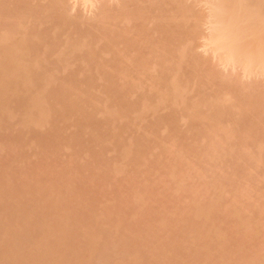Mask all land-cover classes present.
Segmentation results:
<instances>
[{
    "label": "bare ground",
    "instance_id": "1",
    "mask_svg": "<svg viewBox=\"0 0 264 264\" xmlns=\"http://www.w3.org/2000/svg\"><path fill=\"white\" fill-rule=\"evenodd\" d=\"M93 1L98 2L97 6H99V9L97 7V13L94 12L95 15L86 16L87 19H85V17L83 18L84 15L82 17L78 15L73 17L75 14L69 15L73 9H69L68 0L67 2L66 0H0V132L2 129L9 130L8 127H5L7 124L10 125L14 117H17L15 119L19 120V122L17 120V123L20 125L19 128L15 127L18 129L16 132L21 130L20 134L16 133L17 136L26 130L23 127H27L34 132L30 134L33 136L27 135L32 139L30 145L28 140L26 141L28 145L23 148L25 152L24 150L20 151L19 148L18 150L16 149L17 147L22 149L21 146L24 140L21 143L18 142L20 145H17L14 140L15 137H13L14 139L11 140L15 142L10 140L6 147L8 149L11 147L13 149L14 147L17 150L14 153L15 150L12 151L11 149L10 151L9 149L10 152L14 153L15 158L10 155L8 159L4 158L7 159L6 161H3L1 160L2 156H0V161L3 162L0 163V264H264V86H261L264 85L262 84L264 80L261 83H257L253 78V75H264V0H202L204 3L201 0H199L200 2L197 0L200 4H206L205 7L207 8L209 6V11H206L207 17L204 15V10H202L204 13L201 12L204 16L196 10V4L193 3L194 0H189L191 3L188 0H82L85 7L87 4L92 5ZM93 5L96 4L93 2ZM207 22L209 25L202 26ZM200 27L210 29L208 30L209 33L205 29L203 34ZM62 35L63 37L61 38ZM199 38H203L206 41V47L212 48L208 50L213 52H211V56L215 54V59L218 58L219 63H222L220 66L232 67L231 69L239 67L241 69L240 73L244 72L241 76L247 74L245 77L249 75L253 81L250 80L249 83L247 81L248 85L241 82L245 86L238 87L239 84L236 81L240 76H234L235 72L230 73L232 74V76L230 75L232 79L228 77L229 75L227 76L228 78H225L224 74L226 73L222 75L221 71L216 72V68L213 67L214 63L211 64L209 55L208 58L202 57L203 55L200 56L202 58H199L196 55L197 53L195 54L197 52V47L195 46H198L200 40H202L196 41ZM204 41L201 43V47ZM205 46L203 47L205 48ZM208 50L206 49V51ZM214 56H212V59ZM206 59H208L209 63L211 62L210 65L215 70L207 65L209 63L205 62ZM74 64H76L75 67L79 68L75 69L74 67L73 69L72 66ZM80 75H83V77L80 78ZM78 77L80 81L82 80V85L78 83ZM233 82H235L236 86L232 84ZM257 84H260V86ZM78 86L80 87L78 88ZM93 90L99 91L98 94L101 93L100 96H96L97 92L95 91V95L92 94ZM104 108L105 111H103ZM96 111L100 112V114L103 112L101 116L105 112L106 116L104 115L103 119L105 122L103 121V123L106 125L108 123L110 128L107 127L108 125H104L110 130L107 128L103 130L96 128L95 125L100 124V121H102H96L98 119ZM18 114H21L20 119ZM70 118L74 119V123H72L77 128L76 131L78 128L80 129V131H77L80 135L82 131L85 132H82L85 135L87 130L88 134L95 138L94 141L99 140L98 143L100 144L105 143V141L107 144L109 141L108 145L105 144L104 146L103 144L105 147L103 149L107 150V146L110 145L109 148L111 147V151L115 150V154L108 151L110 149L107 151L114 156L117 154L116 157H120V159L117 160L114 156L113 158L110 157V160L106 158L108 159V164H106L107 162L104 159L101 160V157H98L102 153V155L105 154L103 150V152H99L102 147L99 149L95 147L97 152H94L91 155L92 157H90L88 155V151L92 150L90 146L93 143H97V141L90 143V146L89 144L84 145L78 141V139L81 141L83 135L80 137L78 134L77 137L80 138L76 141V134L70 135L68 133L69 136L65 135L66 141H64V143L68 142V145L66 146L67 148L64 147L66 150L71 147L74 149L70 150V157L68 156L67 159L73 158L72 161H74L75 158L78 159L76 157L78 153L76 152L80 153L86 150V162L83 155L84 158L81 159V162L75 160L77 167L81 163L79 170L71 167L74 164L73 162L69 166V168L71 167L70 170L67 169L66 164L64 165L65 158L61 163L58 161L60 167L59 170L58 168H55L57 169L55 170L52 166L53 164L50 163L49 165L48 162H50V158L52 159L49 156L55 155L53 157H56V153L60 151H57V148L60 149L61 145H63L61 138L64 137V131L62 132L60 127L62 123L59 121L63 122ZM176 118L187 120L186 124L188 125L185 124L187 126L185 132L181 130L179 131L180 134H174L176 133V128H178L176 125L178 122L174 123L177 127L173 124ZM9 119H12V121ZM132 121H138L141 123L140 126L142 125L140 128L139 123L133 122L134 126L138 124L135 127L139 126V131L136 130L138 133L134 137H131L134 132L130 135V131L132 132L137 128H134ZM144 121H146L145 124L143 123ZM66 124H69V122ZM113 124L115 125L113 126ZM172 124L175 127L171 126ZM128 126H130L129 128L132 126L133 129H129ZM41 127L47 130L38 129ZM33 128L36 131L42 130L50 133L47 132V135L46 133L41 135L39 132H35ZM125 128L130 130L129 134H124L122 130ZM173 129H175V132H173ZM52 130L53 132L51 133ZM140 130H142L141 134H139ZM76 131L75 133H77ZM182 131L185 135L184 133L182 134ZM106 132L112 139L104 140L105 138L109 139L108 136L106 137ZM122 132V137L130 135L129 137L126 136L125 139L131 137V140L128 139V141L121 138L126 142L123 143L122 141L123 145H120ZM162 132L166 133L164 137L162 136L163 138L165 136L166 138L172 137L170 138L171 141L169 138V140L166 139L170 143L164 140L165 144H168H166L169 146L168 148H165L167 146L162 147L165 145L162 142V137H159L160 140L162 139L161 141H156L157 135H163ZM149 134L156 136V139L154 135L152 136L153 138L151 137L152 140L156 141V144L157 142L159 144L162 142L161 148L158 144L159 151L163 148V152L167 149V151L169 150L172 153L166 151L169 154L164 156L163 152H159L163 155L160 158L163 159L164 157L167 162L169 161L167 163L163 159L166 162L165 165H161L156 159L154 162L151 157H149L148 161L150 163H148V157L146 156L150 153L148 152L149 148L152 151L154 147L152 145L155 144H150L152 140L149 138ZM143 135H148V138ZM12 136L9 137L12 138ZM88 137L91 138L89 135ZM54 138H57V140ZM0 139L2 140L0 142V151H2L5 136L4 138L1 136ZM146 139L150 141L147 140L149 144L144 143ZM91 140L90 142L93 141ZM173 140L176 143L178 141L177 146H182V149L186 148L187 150H181L175 146V143L173 144L172 142ZM82 141L84 142V140ZM86 141L88 143L89 139ZM182 141L187 143L184 142L185 145H181L179 142ZM27 146L30 147L29 150L31 149L36 156L34 157L33 155V160L37 158L34 164L27 163L33 161L27 157L30 154L32 155L31 152L30 154L27 153L28 155L26 154ZM171 147L172 150L174 149L173 152L169 149ZM177 148L179 149L178 151H176ZM77 149L82 150L79 151ZM75 150L77 151L73 153ZM181 152L188 153L185 155L186 157L192 152L190 156L193 160L194 152H196L200 155L198 157H201L198 159L199 163L202 162L204 165L206 162L209 164V161L212 164L211 160L215 161V163L218 162L217 166L214 165V171L216 170L217 172L218 170L219 173L223 170V165L227 164V158L230 161V165L227 164L228 166H226L229 171H221L224 173L221 174L223 176L218 172L216 175L213 172V167H211V172L216 175H214L215 177L213 176L214 179L212 178L213 180L211 181V176L209 177L210 179H207L208 176L205 175V170L207 168V171L210 170L206 166L208 164L205 165L207 168L203 167L204 170L201 167L203 166L202 164L198 166L201 169L197 168V177H189L188 174H191L190 172L194 170L190 169V166L191 168L194 166L192 164L193 160L189 158L190 156L187 157L188 160L185 159L184 153ZM92 153L89 152V154ZM141 154H146V156L144 157ZM155 154L157 155V153ZM155 154L152 155L155 156ZM197 154L195 155L196 157ZM59 155L58 153L57 156L61 158ZM152 155L150 153L149 156ZM167 155L173 156L168 159ZM95 156H97V161L95 162L99 166H101V161L102 164L105 162V166L103 164L98 169L90 168L93 166V161L90 159L92 166H89V168L94 170L93 172L95 170L101 172L103 169H107V172L105 170L103 172L105 171L108 177L109 175L113 176V174L116 176L106 178L105 173H103L106 178L105 184L112 186L111 188L114 189L105 187L111 191V193L106 191L108 196L113 193L112 191L115 193L116 189L114 186L115 184L118 185L116 190L118 196L114 195V198H116L115 204L113 203V200H115L112 197L113 194L109 196L112 201L107 199L109 197L105 198V195L104 200L106 199L107 202L104 205L109 203L108 206H102L105 192H100L98 184V192L103 196H98L99 193L94 192L95 186L93 192L90 187L88 188L92 193L90 191L88 193L87 190L86 193L89 195L85 194L87 188L84 183L87 181H85L87 175L82 174L85 171L83 169H86V167L83 168L82 166H86L90 161L87 157L95 160ZM18 157L19 159H16ZM44 157H47L48 164H44L46 162V160L43 162ZM173 157L175 158L174 160L172 159ZM142 158L146 161L142 160L143 163H140ZM183 158L184 162H181V164L189 165L187 166V169H190L189 172L180 163L177 166L180 165L181 167L175 166L173 168L172 162H170L172 160L175 165L178 159L183 161ZM26 159L29 160L27 161ZM98 159L100 162H98ZM115 159L118 162L119 160L124 161L116 163L118 165L121 164L120 166L125 163L126 167L135 168L133 169L134 171H130L131 169L127 170V172L130 171L134 174H139V170L146 167L147 171L153 169V171H150L151 173H146L145 169H143L148 176L149 173L156 172H154V169L158 170L157 166L160 169L163 166L162 170L165 169L166 171L168 168V172H170L171 167V171L178 168L182 172L180 168L183 166L182 169L185 168L183 170L185 171L183 172L185 176L179 172L181 178H176L178 169L175 170L177 172L174 174L175 176H172L174 171L171 176V172L163 171L164 174L161 171L164 174L162 176L165 177L162 182V191V187L159 185L160 182L157 184V179L155 180L156 182L149 180L148 184H146L148 182L146 180H139L138 178H141L142 174H144L143 172L141 173L143 171L141 170V177L135 178L136 181L138 179L141 183L134 185L136 181H133L135 180L133 177L132 180L127 178L133 181L132 183H123L126 187L132 184L134 188L142 184L140 186L143 188L138 187L140 190L135 192L137 190L129 186L127 190L131 189V192L135 194L133 196L128 191L129 195H131L128 196L130 197L128 199L132 200L129 202H133L131 203L133 205L130 203L129 205L125 204L128 210L127 208L121 210L127 198V195H124L127 190L126 192H121V190L125 191V189H122L123 187L126 188L124 185H122L123 187L120 186L126 179L125 175L121 173H126V171H123V168L118 165H113L115 164L113 161ZM25 160L27 161L26 163ZM52 160L54 164L57 162H54V159ZM83 160L86 164H84ZM195 160L194 164L197 167L199 163L197 161L198 164L196 165ZM151 161L155 164L158 163L156 167L152 168L155 164H152ZM164 161L161 160L159 162L164 163ZM185 161H188V163L192 162L188 164ZM145 162L147 165L152 164L153 166L143 167V164H146ZM223 162L226 164H223ZM131 163L132 165L129 166ZM167 164L169 165L165 168ZM135 166H138V168ZM169 166L171 167L169 168ZM218 166L220 170L216 169ZM196 167H194L195 170ZM247 167H249L250 172ZM18 168L22 171H18ZM100 168L103 169L101 170ZM14 171H18V173L16 172L15 175ZM100 172H97V174ZM161 172L159 171V174ZM211 172H208L209 175L212 174ZM166 173L170 178H176L173 179L174 181L171 179L172 185V182L167 180V184L169 183V186H173V190H178L174 191L176 194L181 191V193H185L181 189L186 188L187 190V193H185V195L187 194L186 199L182 195L184 198L182 197L181 201L173 200V194L170 196L173 203L177 201L174 203L177 210L173 209L174 206L171 201L168 203L170 206L164 203V201L166 203L168 201L165 200L167 198L166 195H169L168 192L167 194L164 193V198L159 197L164 194H159L158 192L160 191L158 190L164 192V187L167 188V186H164L167 185L166 178L169 179L166 177ZM179 173L177 174L178 176ZM17 174L20 175L18 176ZM119 174L125 179L120 181L118 179ZM193 174L195 175V172L190 176ZM225 174H229V176ZM92 175V177H98L96 172L95 175L97 177L94 173ZM99 175L101 176V174ZM147 176L142 178L147 179ZM198 176L201 181H197ZM203 176H206V178ZM92 177L89 178L90 182L91 179H94ZM114 177L116 181L112 180ZM148 177H151V175ZM217 177L223 178L218 180ZM101 178L98 177L96 181L101 180L102 182L103 179ZM189 178H197V180L195 179L192 182L196 185L199 184L197 188L195 187L196 185H190L188 188L190 191L194 188L195 190L192 189V191L199 195V197L197 195L196 202H193L194 205L191 204V200L194 201V192L191 191V194H194L191 199L189 198L190 201L187 199L189 191L187 186H185L188 184L185 183V179ZM107 179H111V183L115 184L108 185L110 180ZM202 179H206V183ZM117 180L121 183H117ZM94 181L95 179L91 183H98ZM150 181L159 185V188L157 189V185L155 183L151 184ZM196 181L197 183L203 182V184H197ZM208 181H211V185ZM90 182L88 180L87 183L90 184ZM192 182L189 184H192ZM247 182L250 184H246ZM125 183H128L127 180H125ZM224 183L229 185L231 191L228 185L226 189L221 188L223 191L225 190V193L220 190V185L224 188L225 185H222ZM201 184L203 185L202 188ZM145 185H149L148 187H151L158 195ZM206 185L209 186L206 188L207 190L203 189ZM81 186L85 189L81 188ZM199 186L201 192L203 189L202 194L210 196L209 198H207L208 196L200 195ZM210 186L216 189L213 191ZM209 188L214 193L217 190V193L212 195ZM132 189L134 190L132 191ZM141 189H143V192L146 190V193H143ZM147 189L148 191L151 190L150 193ZM168 189L171 190L172 188L168 187ZM168 189H165V191ZM204 190L207 192L205 191V193ZM208 191L211 195H209ZM120 192L121 197H119ZM151 192H153L155 197L159 198L160 203L158 198H155ZM227 193H230L229 195L232 194V196L227 195L229 198L232 197V199L228 198V202L224 195ZM122 194L125 196V200ZM150 195L157 201L153 200L154 202H151L152 197ZM99 197L102 198V201L99 199L102 203L100 201L97 202ZM131 197H134V199H131ZM149 197L151 198L149 199ZM177 197L180 198V195L177 194ZM198 198L200 199L198 200ZM202 198L206 199L202 200ZM168 199L171 200L170 198ZM224 199L226 201L225 203L223 201V204H226L225 206L232 203V207H229L231 205L226 207L228 209L226 214L223 210H226L225 206H221V202ZM230 200L231 203H229ZM178 201L182 202H179V205L183 209L186 203L192 206L188 205V207L186 205L188 208L185 206V211L183 209L180 211L181 208L176 207ZM198 201L200 203H197ZM156 202L159 208L161 207L160 210L156 206ZM183 202L186 203L183 205ZM97 203L101 204V208L95 206L98 205ZM111 203L114 205L109 206ZM163 203L165 208L161 206ZM178 208H180L179 213L182 212L183 214V218L181 213L179 215L183 222L179 221V216L175 217V215H172L175 211L178 212ZM219 208L220 213L223 210L224 216L218 213ZM163 209L165 210L163 211ZM168 210L172 211L168 212ZM120 211H126V213L128 211L129 215ZM158 211L160 213L165 211L168 213L160 215ZM245 212L249 216H245ZM216 213L222 216L224 223L229 218L233 219L230 225L234 224L231 227L232 230L230 227L226 228L232 232H229L230 235H233L232 238L230 237L232 242L229 241L230 238L225 237V233L227 236L229 230H225V226L222 230L221 226L224 223L221 220H217L221 217H215ZM166 215L172 217V221H175V223L169 220ZM227 215L231 217H226ZM214 217L217 218L216 221L221 224L220 226H218L219 224L218 222L216 223ZM196 218L205 223L210 220V224L213 221L216 223V227L218 226L220 229L214 225H207L208 223L206 224L208 228H206L204 226L205 223L200 225L203 222H199L200 224L198 225V222L194 221ZM176 220L181 223V228L177 225L180 229L179 231L177 230L178 232H175L178 229L176 224H179ZM229 223L230 221L226 224L229 225ZM170 225L176 229L173 228L174 230H171L172 227ZM209 226L214 227L211 230ZM53 236L56 237L54 238L56 246L59 242L62 243V247L60 246L58 251L54 250V244L52 245L53 247L51 246V241L54 242V239H51ZM260 237L262 240L258 239ZM214 249H216L215 251L218 255L212 251ZM213 252L216 256L213 255ZM35 253H39L40 256Z\"/></svg>",
    "mask_w": 264,
    "mask_h": 264
},
{
    "label": "rangeland",
    "instance_id": "2",
    "mask_svg": "<svg viewBox=\"0 0 264 264\" xmlns=\"http://www.w3.org/2000/svg\"><path fill=\"white\" fill-rule=\"evenodd\" d=\"M112 1H113V0H112ZM138 1H141V0H138ZM142 1H146V0H142ZM147 1H148V0H147ZM186 1H187V0H186ZM188 1H189V0H188ZM190 1H193V0H190ZM190 1H189V2H190ZM194 1H195V2H194ZM194 1H193V3L196 4V6H195L196 10H198L200 13L203 12L202 10H204L205 13H204V12H203V13H204V15H206V17H207L206 11H207V10L209 11V9H208L209 6H208V8L205 7L206 4L203 5L204 1H202V0H201V2H203V3H201V4L199 3V2H200L199 0H198L199 2H198L197 0H194ZM66 2H67V0H66ZM93 2H94V4H96V5H93ZM93 2H92V5H91V4H90V5L87 4V6L85 7V4L82 2V0H68L67 3H68V7H70L69 9H73V11L71 10L72 12L69 13V15H71V14H72V15L75 14V15H73V17H74V16H77V15L82 17V16L84 15L83 18L85 17V19H87V17H91V16L95 15L94 12H96V11L99 9V6H97V5H98V4H97L98 2H96V1H93ZM95 2H96V3H95ZM76 3H77V4H76ZM79 3H80V4H79ZM99 3H100V2H99ZM190 3H191V2H190ZM190 3H189V4H190ZM74 4H75V5H74ZM100 4H101V3H100ZM195 4H194V5H195ZM199 4H200V5H199ZM191 5L193 6V4H191ZM197 5H198V6H197ZM72 6H73V8H72ZM89 6H90V7H89ZM87 7H89V8H87ZM97 7H98V9H97ZM193 7H194V6H193ZM197 8H199V9H197ZM200 8H201V9H200ZM88 9H89V11H88ZM83 11H84V13H83ZM208 11H207V12H208ZM76 12H77V13H76ZM78 13H79V14H78ZM80 13H81V15H80ZM86 13H87V14H86ZM90 13H91V14H90ZM96 13H97V12H96ZM201 14H202V13H201ZM72 15H71V16H72ZM202 15H203V14H202ZM204 15H203V16H204ZM86 16H87V17H86ZM208 16H209V15H208ZM206 24L209 25L208 22H207V23H204V25H202V26H205ZM201 29H202L201 32H202L203 34L205 33V31H203V30L206 29V31H207L208 33H209L208 30H210V29H208V28H206V27H204V28L200 27V30H201ZM68 31H69V30H68ZM207 32H206V33H207ZM206 35H207V34H206ZM62 37H63V35L61 36V38H62ZM200 39L203 40V38H199V39L196 40V41H199ZM202 40H200V42H199L200 45L196 42V43L198 44L199 47H198V46H195V47H197V48H196V51H197V52H195V51H194V52H195V54L197 53L196 55H197L199 58H202V57H204V58H205V57L208 58V55H209V59H211L210 61L212 62V63H211V62H210V63H211V64L214 63L215 66L213 65V67L216 68V70L210 65L209 61H207L208 59H206V61H205V60H204V61L207 62V63H209V64L206 63L208 66L212 67L216 72L221 71V72H222V75H223V73H226V74H224V77H225V78H226L228 75H229L228 77H231L232 74H230V73H231V72H235V73H234V76H235V75H236V77H239V76H240L239 78H237V81H236V82H238L237 84H239L238 87L245 86V85H242L243 83H246V85H248V84H247V81H248V83H249L250 80L253 81V79H251V78H252L251 76L248 75L249 77H248V76L245 77L247 74H246V75L244 74V76H241V75H243L244 72H243V73L241 72V73H242V74H241V73H240V70H241V69H240L239 67H238V68H237V67H234V68H235V69L233 68L234 70L231 69L232 67H231V68L229 67V68L232 70V71H231V70L228 68V66H227V67H226V66L224 67V65H223V66H220V64L222 65V63H219L220 61H218V58L215 59V57H216V56H214L215 54L212 55V56H214L213 59H215V60L212 59V56H211V52H212V51L209 52V50H208V49H210L211 47H209V48L206 47L207 44H206V46H205V42H206V41L203 40L204 43H203V45H202V47H201V43L203 42ZM196 43H195V44H196ZM197 44H196V45H197ZM203 46H205V48H204ZM209 46H211V45H209ZM194 49H195V48H194ZM202 49H203V50H202ZM204 49H205V50H204ZM206 49H207L208 51H206ZM211 49H212V48H211ZM201 51H202V52H201ZM198 53H199V54H198ZM212 53H213V52H212ZM202 55H203V56H202ZM200 56H202V57H200ZM210 56H211V57H210ZM204 58H203V59H204ZM203 59H202V60H203ZM216 60H217V61H216ZM217 62H218V64H217ZM217 65H218V66H217ZM75 66H76V64H74V65L72 66L73 69H74ZM77 66H78V64H77ZM216 66H217V67H216ZM219 67H220V68H219ZM223 67H224V68H223ZM77 68H79V67H75V69H77ZM225 68H226V69H225ZM217 69H220V70H217ZM236 69H238V70L236 71ZM228 71H229V72H228ZM221 72H220V73H221ZM228 73H229V74H228ZM236 73H238V74H236ZM230 75H231V76H230ZM260 76H261V77H260ZM260 76H258V75H257V76H256V75H253V78L255 79V81H256L257 83H261V82L264 80V75L262 74V75H260ZM79 77L81 78V77H83V75H80ZM79 77H78V80L80 79ZM228 77H227V78H228ZM241 77H242V79H245V80H242ZM257 77H258V78H257ZM259 77H260V78H259ZM248 78H249V79H248ZM256 78H257V79H256ZM262 78H263V79H262ZM82 79H83V78H82ZM230 79H232V77H231ZM234 79H235V77H234ZM234 79H233V80H234ZM240 79H241V80H240ZM260 79H261V81H260ZM78 80H77V82H78ZM238 80L240 81V83H239ZM257 80H259V81H257ZM252 81H251V82H252ZM241 82H243V83H241ZM256 82H255V84H256ZM78 83H80V85H82V80H81V81L79 80ZM234 83H235V82H233L232 84H234ZM253 83H254V82H253ZM262 84H264V81L262 82ZM76 85H77V84H76ZM257 85L260 86V84H257ZM95 86H97V85L95 84ZM98 86H99V85H98ZM234 86H236V84H234ZM261 86H264V85H261ZM79 87H80V86H78V88H79ZM238 87H235V88H238ZM97 89H98V88H97ZM94 91L97 92L96 90H93V93H92V94H94ZM98 92H99V91H98ZM98 92L96 93V94H97L96 96H98V95L100 96L101 93L98 94ZM94 95H95V94H94ZM94 95H93V96H94ZM153 100H155V99L153 98ZM102 106H103V105H102ZM97 111H98V110H97ZM97 111H96V113H97V117H98V119H97V120L95 119V120H96V121H100V120H102V121H100V124H101V125L98 124L99 122H98V123L95 122V123L98 124V125H95L96 128H97V127H98V129L100 128L99 130L106 129L107 127L110 128V126H109L108 123H107L108 126H107L105 123H103V121H104L103 119H104L105 112H104V115L101 116V114H102L103 112L100 114V112L98 113ZM103 111H105V108L103 109ZM20 113H21V112H20ZM20 116H21V114H18V118H19ZM95 116H96V114H95ZM99 116H100V117H99ZM105 116H106V115H105ZM97 117H96V118H97ZM15 118H17V117L12 118L13 121H12V119H9V120L12 121V122L10 123V125L7 124L6 127H5V128L8 127L9 130L12 128V130L9 131V130H7V129H6V130H5V129H4V130L2 129L1 132H0V138H1V136H2V138H4V136H5V139H6V140H5V139L3 140L4 148L2 149V151H0V156H2V159H1V160H3V161H4V160L6 161V160L10 157V155L12 156L14 153H16L17 150H18V148L20 149V151H21V150H22V151L24 150V152H25V149H23V148H25L26 145H28V143L26 142L27 140H28V142H29V145L31 144L30 141H31L32 138H30V136H33V135H30V134H32L31 132H33V131H32L31 129H30V130H31V131H30L29 128H27V127H26V128L23 127V129H26V130L28 129V130H27V131L25 130V131H24L25 133L22 131L23 133L21 132L22 134L19 135V136H17L16 133H17V134H20V131H21V130L16 132V130H18V129L15 128V127H18V128H19L20 125H18L19 123H17V120H18V119H15ZM105 118H106V117H105ZM19 119H20V118H19ZM178 119H179V118H176V120L173 122V124H174V123L176 124V123L178 122V123L176 124V125L178 126V128H176V133H174V134H180L179 131L184 130V132H185L186 129H187V126H186V125H188V124H186V123H187V120L184 119V118H181V119H179V121H178ZM9 120H7V121L9 122ZM66 120H67V121H66ZM66 120H64L63 122L58 120L59 122L62 123V124L60 123V124H61L60 127L62 128V132L64 131V132H63V136H64V137H62V138L60 137V138H61V142L63 141V142H62L63 145H61L60 149L57 148V151L60 150V151H58V153L60 154L59 156H60L61 158H59V157L57 156L58 153H56V157H53V156H55V155H51V156H49V157H52V159H54V162L57 161V162H55V164H54V163H53V160H52L51 158H50V159H51V160H50L49 157H48V159H49V161H50V162H48L49 165H50V163H51V164H53L52 166H53L54 169H55V168H58V170H59L60 163H61L63 160H65V158H66V161H64V165L66 164V166L68 167L67 169H70V170H71V167H74L75 169L78 168V170H79V168H80L79 166L81 165V163H80V162H81V159L84 158L85 153H86L87 151L84 150L85 152L83 151V152H80V153H79V152H76V151L79 150V149L75 150L74 152L72 151L73 153L76 152V153H78V155H79V156H78V155L76 154V157H77L78 159H76V158L74 157L76 161H78V160L80 161V162H79L80 165H79L78 167L75 165L77 162H76L75 160L72 161V160H73L72 157H71L72 159L69 158L71 161H70L69 159H67L68 156L70 157V154H69V153H71L70 150L73 148V147H71L70 149H67V150H66V148H67L66 146L68 145V144H67L68 142H65V143H66V145H65V143H64V141H66L65 135L68 137L69 134H70V135H71V134H73V135L76 134V141H77L78 138L82 137V135H83V137L81 138V141H80V139H78V141H79V142H82L84 145H85V144H87V145L89 144V146H90L93 142H96V141H97V143H93V144L90 146V147H92V148H91L92 150L90 149L91 151H88V155H90V157H92L91 155H93L94 152H97V151H96L97 149L95 150V147H97L98 149H99L100 147H102V149H99V152H100V151H101V152L104 151L105 154L102 155V154H103V153H102V154H100L101 156L99 155L98 157H99V158L101 157V158H100L101 160L104 159V161L107 162L106 164H108V161H107L108 159H106V158H109V160H110V159L113 158V156H114L112 153L108 152V151H111V147L109 148L110 145L107 146V148H106L107 150H108V149H110V150L107 151V150L103 149V147H104L105 144H106V141H105V143H101L102 145H101L100 143H98L99 140L94 141L95 138H92V136H91L90 134H88L87 130H86V134H85V135L82 134V132L85 133L84 131H82V132H81V135H80V134L77 132V131H80V129L78 128V130L76 131L77 128H76L75 125L73 124V123H74V121H73L74 119L70 118L69 120H68V119H66ZM105 120H106V119H105ZM65 121H66V122H65ZM18 122H19V120H18ZM68 122H69V124H66V123H68ZM72 122H73V123H72ZM101 122L103 123V125L105 124L107 127H106L105 125L103 126ZM104 122H105V121H104ZM133 122H134V123H139L138 121H136V122H135V121H132V124H133ZM6 123H7V122H6ZM13 123H14V124H13ZM64 123H65V124H64ZM71 123H72V124H71ZM115 123L117 124V122H115ZM143 123L145 124L146 121H144ZM16 124H17V125H16ZM140 124H141V123H139V126H140ZM147 124H149V122H147ZM173 124H172L171 126H173ZM175 124H174V125H175ZM179 124H180V125H179ZM185 124H186V125H185ZM114 125H115V124H113V126H114ZM130 125H131V123H130ZM137 125H138V124H136L135 126H137ZM176 125H175V126H176ZM66 126H67V127H66ZM72 126H73V127H72ZM99 126H101L102 129H101V127H99ZM133 126H134V124H133ZM135 126H134V128H137V129H135V130L132 131V132L129 130V129H131V128L133 129L132 126H131V128H129L130 126H128L129 129H128V128H125V129H123L122 131H124V134H125V133H126V134H129L128 132L130 131V133H131L130 135H132L133 132H134L133 136H131V137H134V135L136 136V133H138V131H139V128H138L139 126H138V127H135ZM141 126H142V125H141ZM141 126H140V128H141ZM175 126H173V127H175ZM177 126H176V127H177ZM185 126H186V127H185ZM9 127H10V128H9ZM103 127H104V128H103ZM173 127H172V128H173ZM179 127H180V128H179ZM36 128H37V127H36ZM42 128H43L44 130L46 129V128H44V127H41V128H38V129H42ZM109 128H107V129L110 130ZM20 129H22V127H20ZM23 129H22V130H23ZM33 129H35V128H33ZM38 129H37V130H38ZM43 129H42V130H43ZM127 129H128V130H127ZM177 129H180V130L177 131ZM42 130L36 131V129H35L34 131H35V132H39V134H41V135H45V133H46V135H47L48 133H50V132H48V131H47V132H48V133H47V132H44V131H42ZM46 130H47V129H46ZM46 130H45V131H46ZM71 130H72L73 132H72ZM108 130H105V131H108ZM125 130H127V131H125ZM136 130H138V131H136ZM3 131H4V133H3ZM29 131H30V133H29ZM41 131H42V133H41ZM69 131H70V132H69ZM75 131H76L77 133H75ZM26 132L29 133V134H27ZM52 132H53V130L51 131V133H52ZM102 132H103V131H102ZM173 132H175V129H173ZM184 132L182 131V134H183ZM7 133H8V134H7ZM9 133H10V134H9ZM14 133H15V135H14ZM33 133H34V132H33ZM68 133H69V134H68ZM103 133H104V132H103ZM141 133H142V130H140L139 134H141ZM11 134L14 135V136H12ZM67 134H68V135H67ZM78 134L80 135V137H77ZM147 134H148V133H147ZM162 134H163V135H160V136H159V134H158V135H157V139H156V136L153 134V135H154V138L156 139V141H158V140L161 141L162 139L160 140V138H161L162 136L164 137V135H166L165 132H162ZM27 135H30V136L28 137ZM88 135H89L91 138H89ZM122 135H123V132H122V134H121V136H120V139H121V138L125 139L126 136H128V137L130 136V135H126L125 137H122ZM137 135H138V134H137ZM153 135H152V134H151V135L149 134V136H150L149 138H151ZM184 135H185V133H184ZM9 136H12V138H10ZM107 136H108L109 139H107V138L104 137V138H105L104 140H107V141H108V140L112 139V138L109 137V134L106 132V137H107ZM143 136H144V135H143ZM146 136H147V138H148V135H145L144 137L146 138ZM13 137H15V139H14ZM21 137H22V138H21ZM131 137L128 138V139L131 140ZM159 137H160V138H159ZM163 137H162V138H163ZM8 138H10V139H8ZM16 138H18V139H16ZM25 138H26V140H25ZM29 138H30V140H29ZM63 138H65V140H63ZM152 138H153V137H152ZM152 138H151V140H152ZM158 138H159V139H158ZM168 138H169V137L166 138V136H165V138H163V141H162V142H164L163 144H165V141H164V140H166V139L169 140V139L172 138V137H170L169 139H168ZM11 139H14L16 142L13 141V140H11ZM54 139L57 140V138H54ZM87 139H89L88 143H87V141H86ZM91 139H92L93 141H92ZM123 139H121V142H119L120 145H123V143L126 142V141H124ZM126 139H127V138H126ZM126 139H125V140H126ZM128 139H127V140H128ZM0 140H1V139H0ZM10 140L13 141V142H15V143H17V145H20L19 143H21V141L24 140V142H22L23 145L21 144V145H22V146H21L22 149H21L20 147H17V148H16L17 150H15L14 147H13V149H12V147H11V148H9L10 151H11V149H12V151H14V150H15V151H14V153H13V152H10L9 149L6 147V144H7L8 142H10ZM17 140H18V141H17ZM59 140H60V139H59ZM82 140H84V142H83ZM90 140H91L92 142H90ZM129 140H128V141H129ZM147 140H148V139H146V141H147ZM167 140H166V142H169V143H170L171 139H170V141H167ZM175 140H176V138H175ZM122 141H123V143H122ZM128 141H127V142H128ZM146 141L144 142L145 144H147L149 140H148L147 142H146ZM152 141H154V140H152ZM152 141H151L150 144H153V143L156 142V141H154V142H152ZM0 142H2V140H1ZM18 142H19V143H18ZM58 142H60V141H58ZM149 142H150V141H149ZM162 142H161V144H159V142H157V144L155 143L154 145H152V147H153V146H154V147L156 146L155 148L153 147V148L156 150V152H154L155 150L152 148V151H153V153H152V151H150L151 148L147 147V148H149V151H148V150H147V151L150 152L151 155H152V154L154 155L155 153H157V155L155 154V156H153V155H152V156H149L150 153H149V155L147 154L148 156H146V154H145V155H144V154H141V155H144V157H145V156L148 157L147 161L149 160V157H151L152 160L154 159V160H153L154 162H155V159H156L158 163H160L161 165H162V164L165 165L166 162H167V161H166L167 159H165V158L163 157V159H165V161H166V162H165V161H164L162 158H160V157H162L163 155L166 156V154H169V153H171V152L168 150L169 153H167V152H168L167 149H166V150L164 149L165 151L163 152L162 149L164 148V146H167V145H168V144L166 143L167 145H166V144L163 145V146H162L163 148L160 149L161 153L163 152V153H162L163 155L159 153L160 151H159L158 146L160 145V148H161ZM172 142H173V144L175 143V146L178 145V141H177V143H176V141L174 142V140H173ZM184 142H185V141H182V142H179V143H181V145H185V143H187V142H185V143H184ZM15 143H14V145H16ZM77 143H78V142H77ZM90 143H91V144H90ZM108 143H109V141L107 142L106 145H108ZM110 143H112V142L110 141ZM182 143H183V144H182ZM59 144H61V143H59ZM83 144H82V145H83ZM94 144H95V145H94ZM98 144H99L100 146H99ZM103 144H104V146H103ZM145 144H144V145H145ZM148 144H149V143H148ZM158 144H159V145H158ZM171 144H172V143H171ZM171 144H170V145H171ZM173 144H172L171 146H173V148H174V145H173ZM176 144H177V145H176ZM96 145H97V146H96ZM179 145H180V144H179ZM181 145H180V146H181ZM24 146H25V147H24ZM64 146H65L66 148H65ZM98 146H99V147H98ZM146 146H148V145H146ZM149 146L151 147V145H149ZM68 147H69V146H68ZM74 147H75V146H74ZM81 147H82V146H81ZM83 147H84V146H83ZM168 147H169V146H167V147H165V148H168ZM177 147H179V146H177ZM181 147H182V146H181ZM181 147H179L181 150H185V149H186V148H185V149H182L183 147H182V148H181ZM5 148H6V149H5ZM27 148H28V149H27ZM27 148H26V149L29 150L30 147L27 146ZM62 148H63V149H62ZM76 148H77V147H76ZM76 148H75V149H76ZM78 148H80V147H78ZM104 148H105V147H104ZM73 149H74V148H73ZM82 149H83V148H82ZM82 149H81V150H82ZM93 149H94V151H93ZM169 149L172 150V147L169 148ZM27 150H26V154H27V153L30 154V152L32 153V155H31V154H30V155L27 154V155H28L27 157L30 158V160H33V155H34V157H36L35 154H33V152L31 151V149L29 150V152H27ZM81 150H79V151H81ZM102 150H103V151H102ZM178 150H179V149L177 148L176 151H178ZM186 150H187V149H186ZM3 151H4V153H3ZM61 151H62V153H61ZM105 151H106V152H105ZM114 151H115V150H113V151H111V152H114ZM147 151H146V152H147ZM166 151H167V152H166ZM173 151H174V149L172 150V152H173ZM6 152H7V153H6ZM89 152H91V153L93 152V153H92V154H89ZM101 152H100V153H101ZM148 152H147V153H148ZM1 153H2V155H1ZM8 153H9V154H8ZM65 153H66V154L68 153L67 156H66ZM73 153H72V154H73ZM143 153H145V152H143ZM164 153H165V154H164ZM181 153H184V152H181ZM191 153H192V152H190L189 155H188L187 157H189V156L191 155ZM194 153H195V155L197 154L196 152H194ZM64 154H65V156H64ZM72 154H71V156H72ZM80 154H81V155H80ZM108 154H109V155H108ZM110 154H111L112 156H111ZM114 154H115V152H114ZM171 154H172V153H171ZM187 154H188V153H187ZM187 154H186V152H185L183 155L185 156V155H187ZM5 155H7V156L5 157ZM74 155H75V154H74ZM83 155H84V156H83ZM86 155H87V154H86ZM192 155H193V154H192ZM195 155H194V160L197 158V159L195 160V163H196V165H197V164L199 163V160H198V159L201 158V157H198L199 154H197V157H196ZM15 156L17 157V155H15ZM108 156H109V157H108ZM116 156H117V154H116ZM116 156H114V157H116ZM167 156H168V159H169V157H172L173 155H172V156H171V155H170V156L167 155ZM199 156H200V155H199ZM13 157H14V155H13ZM19 157H20V156H19ZM19 157L16 158V159H19ZM90 157H87V159H88V160L91 159V160L93 161V162H92L91 160L89 161L90 164H91V162H92L93 166H92V164L90 165L89 162H88V164L85 163V162H86V156H85V162H84V160H83V162H84V164H86V166H85L84 164H82V165H84V166H82L83 168L86 167V169H83V170H85V171H84L82 174L85 175V176L87 175V176H86V179L84 178L85 181L87 180L86 183H84V186H86V188H87V189L85 190V194H86V195H89V194L86 193L87 190H88V191H87L88 193H89V191L91 192V190H92V192H93V190H94V186H95V190H96V191L94 190V192H96L97 194L99 193L98 196H101V195H102L101 193H104V192L106 193V191H107V192L109 191V190H107L108 188L106 189L105 187H110V188L112 187V186H107V184H105V183H106V178H110V177L112 178L113 176H115V174L112 173L113 176H112V175H109V177H108V176H107V173H106V172H107V169H103V168H106V167L100 168L101 170L103 169V170H105L106 172H105V171L103 172V170H102L101 172L95 170V172H96V175H98V177L101 178V176H102L101 179H103L102 182H103L104 184L101 182V180H97V181H96V179H97L98 177L95 175V172H93L94 170H92V169H90V168H93V167H94V169H95V168L98 169V168L101 167L105 162H103V164H102V161L100 162L99 159H98V162H100V164H101V166H99V165L95 162V161H97V156H95V157H96L95 160L92 159V158H90ZM102 157H103V158H102ZM110 157H111V158H110ZM144 157H143V158H144ZM153 157H154V158H153ZM158 157H159V158H158ZM185 157H186V156H185ZM187 157H186L185 159H187ZM192 157H193V156H192ZM195 157H196V158H195ZM4 158H7V159H4ZM14 158H15V157H14ZM46 158H47V157H46ZM46 158L44 157L43 162L46 160V162H44V164H46L47 161H48ZM58 158H59V160H58ZM62 158H63V159H62ZM93 158H94V156H93ZM143 158L141 159V162H140V163H143V161H142V160H144ZM157 158H158V159H157ZM166 158H167V157H166ZM189 158H190L191 160H193V159L191 158V156H190ZM12 159H13V158H12ZM16 159H15V160H16ZM41 159H43V158H41ZM41 159H40V160H41ZM116 159L118 160V159H120V157H119V158L116 157ZM116 159L113 160L114 163H115V164H113L114 166H115V165H116V166L118 165V164H116V163H119V162L122 163V162H124V161H121V160H119V162H118V161H116ZM145 159H146V158H145ZM172 159L174 160L175 158L173 157ZM190 159H189V161H190ZM13 160H14V159H13ZM26 160L28 161L29 159H26ZM26 160H25V163L27 162ZM36 160H37V158H36L35 160H33L32 162L29 161V162H27V163H31V164L33 163V164H34V163H35L34 161H36ZM68 160L70 161V163H68V162H69ZM161 160L164 161V163H163V162H162V163L159 162V161H161ZM179 160H180V159L177 160L178 162H176L177 164H175V165H174L173 161L170 160V162H172L173 168H174L175 166H177L178 163H180V165L185 166V168L187 169V166H189V165H186V164L184 165V163L181 164V162H184V158H183V161H182V159H181V161H179ZM187 160H188V159H187ZM194 160H193V163H192L194 166H193V168H191V166H190V169H192V170L194 169L193 172H195V175L193 174L192 176H190V175L193 173V172H190L191 174H188L189 177H194V176L197 177V174H196V172L198 171L197 168H198V166H200V165L203 164L202 162H200L201 164L199 163V164L197 165V167H196L195 164H194ZM224 160H225V159H224ZM228 160H229V159H228ZM228 160H227V158H226L227 164L230 165V164H229L230 161H228ZM41 161H42V160H41ZM58 161H60V163H59ZM115 161H116V162H115ZM144 161H146V160H144ZM153 161H151L152 164L154 163ZM175 161H176V160H175ZM197 161H198V163H197ZM72 162H73L74 164H73ZM75 162H76V163H75ZM110 162H111V164H112V160H111ZM168 162H169V161H168ZM168 162H167V163H168ZM191 162H192V161H191ZM191 162H189V163H191ZM211 162H212L213 166H212V164H210V161H209V164H208V162H206V164H208L209 166L205 164L207 167L210 168L209 171H207L208 168H207L204 164H203V166H201V167H202L203 170H204L205 167L207 168V169L205 170V171H206V174H205V175L208 176L207 179H210L209 177L211 176V179H210V180L212 181V180L214 179L213 176L218 172V170H217V172H216V170L214 171V169H215V168H214V165L217 166V163H218V162L215 163V161H213V160H211ZM0 163H3V162L0 161ZM23 163H24V162H23ZM48 163H47V164H48ZM94 163H96V164L94 165ZM145 163H146V162H145ZM148 163H150V161H148ZM158 163H157V164H158ZM185 163H188V161H185ZM189 163H188V164H189ZM56 164H57V165H56ZM70 164H73V165L71 166ZM111 164H110V166H112ZM152 164H148V165H147V163H146L145 165L143 164V167H144V166L152 167V166H153ZM154 164H155V163H154ZM157 164H155L152 168L156 167ZM223 164H226V163L223 162ZM227 164H226V165H223L224 168H225L226 166H228ZM55 165H56V167H55ZM62 165H63V163H62ZM64 165H63V166H64ZM77 165H78V164H77ZM97 165H98V166H97ZM120 165H121V164H120ZM120 165H118V166H119V167H122V168H123V171L125 170L126 173H127V175H126L125 172L121 171V172L124 173V174H123V173H121V174H122V175H125V178H126V179H125L124 177H122L121 174H119L120 176L118 175V176H119L118 179H119L120 181L123 180V179H125V180H127V182H128V183H125V180H124V181L121 183V182H118L119 180H117V183H121V185H120L121 187H123L122 185H124V184H129V182H131V183H132L133 181L135 182V181H136L135 178H138V176L141 177V176H140V171L146 168V167H145V168H141V170H139V174H138V173L134 174L133 172H130V171H134L133 169H135V168H133V167L130 166V165H132V163L129 164L130 168L126 167L127 165H126L125 163H124V165H125L126 168L123 167V166H124L123 164H122L123 166H120ZM139 165L142 166L141 164H139ZM150 165H151V166H150ZM168 165H169V164H167V166H165V168L168 167ZM172 165H171V166H172ZM180 165L177 166V167H181ZM221 165H222V164H221ZM69 166H71V167L69 168ZM89 166H92V167L89 168ZM96 166H97V167H96ZM103 166H105V164H104ZM106 166H107V165H106ZM140 166H139V167H140ZM171 166H169V168H170ZM183 166H182V168H183ZM204 166H205V167H204ZM223 166H220V167H223ZM135 167L138 168V166H135ZM160 167H161V166H160ZM162 167H163V166H162ZM162 167H161V169H160V168H158V166H157V169H158V170L154 169V172L156 171L155 173H152L153 175H155L154 177H152L153 175L150 174V173H151L150 171H153V169H152V170L150 169V171H149V170L147 171V169H145L146 173L150 172L149 174L151 175V177H148V176H150V175L148 174V176H147V174H145V173H144V170H143V171H141V173L143 172L145 175H144V174H142V175L144 176V178H146L145 176H147V179H148V180H147V179H143V178H142L143 176H142L141 178H138V179H139V180H143V181H144V180L148 181V182L145 181L146 184L149 183V180H153V181H155V180L157 179V180H158V181H157V184H159L158 182H160L159 185H161V187H162V189H161V187H160V189L163 191V186H162L163 183H162V182L165 180V177L162 176V175L165 174L163 171L168 172L169 169L167 168V171H166L165 169L162 170V169L164 168V167H163V168H162ZM177 167H176V168H177ZM194 167H196V170H195ZM201 167L198 168V169H201ZM203 167H204V168H203ZM211 167H213V172H214L215 174H213V172H211V171H212V170H211V169H212ZM124 168H125V169H124ZM127 168H128V169H127ZM182 168H180V169L182 170V172L179 171V169L177 168V169H178V173L180 172V173L182 174L183 172H185V171H183L185 168H184V169H182ZM224 168H223L224 171H226V170L228 169L227 167H226V169H224ZM247 168H248V171H249V167H247ZM18 169H19V170H18ZM18 169H15V170L22 171V170H20V168H18ZM100 169H99V170H100ZM130 169H131V170H130ZM177 169H173V171H174V172H173V171H171V170H172V167H171V169H170V172H171V173L168 172V173H170V176H171L172 172H173V175H172V176H175L174 174L177 173L175 170H177ZM190 169H189V170H190ZM216 169H219V166L216 167ZM245 169H246V168H245ZM55 170H57V169H55ZM72 170H73V169H72ZM88 170H89V171H88ZM90 170H91V171H90ZM127 170H130V171H128V172H130V173H128ZM189 170L187 169L188 172H189ZM219 170H220V169H219ZM223 170H221V171H223ZM18 171H14L13 173H14V174H15L16 172L18 173ZM137 171H138V170H137ZM159 171H160V172L162 171L164 174H163L162 172H161L162 174H161V173L159 174ZM221 171H220V173H219V172H218V173H219L220 175H221V174H224V173H223L224 171H223V172H221ZM227 171H229V170H227ZM248 171H246V172H248ZM73 172H75V171L73 170ZM97 172H100V173L97 174ZM157 172H158V173H157ZM208 172H209V173L211 172L212 174L209 175ZM249 172H250V171H249ZM0 173H1V171H0ZM91 173H92V174L94 173V175H95L97 178L92 177L93 175H92ZM103 173H105V177H106V178L104 177ZM178 173H177V174H178ZM180 173H179V176L176 174V176H177L176 178H179V177H180ZM14 174H13V175H14ZM90 174H91V175H90ZM99 174H101V176H100ZM108 174H110V173H108ZM117 174H118V173H117ZM117 174H116V175H117ZM133 174H134V176H133ZM156 174H157V175H156ZM207 174H208V175H207ZM219 174H218V176H220ZM229 174H230V173H229ZM229 174H225V175H228V176H229ZM15 175H16V174H15ZM17 175L19 176L20 174H17ZM129 175H130V176L132 175V176H131V177H127V176H129ZM135 175H136V176H135ZM188 175H186V176H188ZM216 175H217V174H216ZM216 175H215V176H216ZM230 175H231V174H230ZM85 176H83V177H85ZM90 176H91L92 178L95 179L94 182H98V183H94V184H92V183H93L92 181H93L94 179H91V182H92V183H91V182H90V179H89V178H91ZM183 176H185L184 173H183ZM206 176H205V177L203 176V177L206 178ZM215 176H214V177H215ZM221 176H223V175H221ZM14 177H15V176H14ZM115 177H116V176H115ZM115 177H114L112 180H114ZM132 177H133L135 180L130 181V180L133 179ZM157 177L160 178V181H159V178H157ZM162 177H164V179H162ZM166 177L169 178V179L166 178V184H167V180H170V181L172 182V180L175 178V177H174V178H172V177L170 178L169 175H167V173H166ZM231 177H232V175H231ZM127 178H129V179L131 178V179L129 180V179H127ZM150 178H151V179H150ZM176 178H175V179H176ZM180 178H181V177H180ZM184 178H185V177H184ZM212 178H213V179H212ZM221 178H223V177H221ZM221 178H220V177H219V178L217 177L218 180L221 179ZM239 178H240V177H239ZM76 179H77V178H76ZM138 179H137V181L135 182L136 184H134V185H137V183L140 182V181H138ZM171 179H172V180H171ZM189 179H190V180H189ZM189 179H187V180L185 179V183H188V184H186V185L184 184L185 186H187V189L190 187V185H191V186H192V185H196V184H193L192 181H194L195 179L197 180V178H194V179H193V178H192V179L189 178ZM215 179H216V178H215ZM88 180H89L90 184L87 183ZM104 180H105V182H104ZM107 180H110V181H109L110 183H109L108 185H110V184H113V185H114V184H115V183H111V179H107ZM128 180H129V181H128ZM202 180H203V182H204L206 179H205V180L202 179ZM221 180H222V179H221ZM85 181H84V182H85ZM114 181H116V180H114ZM114 181H113V182H114ZM173 181H174V180H173ZM197 181H201L200 178H199V176H198V180H197ZM197 181H196V183H197ZM206 181H207V180H206ZM206 181H205L204 183H206ZM211 181H208V183H209L210 185H211ZM240 181H241V180H240ZM107 182H108V181H107ZM145 182H143V183L145 184ZM151 182H152V181H150V183H151ZM155 182H156V181H155ZM155 182H153V183H151V184H154ZM168 182H169V181H168ZM171 182H170V183H171ZM190 182H192V184H189ZM203 182H198V183H202V184H203ZM242 182H243V181H242ZM249 182H250V180H249ZM123 183H124V184H123ZM140 183H141V182H140ZM164 183H165V182H164ZM198 183H197V184H198ZM225 183H226V182H225ZM225 183L222 184V185H225L224 188L220 185V190H222V189H226V186H227L228 184H225ZM97 184H98V186H99V188H100L99 190H101V191H100L101 193L98 192L99 190H98V186H97ZM102 184H103V185H102ZM151 184H149V185L151 186ZM157 184L155 183V185H157ZM168 184H169V183H168ZM168 184H167V185H164V186H167V188L164 187V192H161V190H158V191H160V192L157 191L159 194H161V193H163V194H164V193L167 194V192L169 193V195H168V194L166 195L167 198H165V200H168L167 203H166V201H164V203H165L166 205H167L168 203H170V201L173 203V200H180V201H181V200L184 198L183 196H185V199H186V195H187V194L185 195V193H187L186 188H185V189H181V190L185 191V193H184V192L181 193L182 191H181V192H177V194L180 195V198H178L176 192H174V191H178V190H173L174 188H173V186H171V185L173 184V182L171 183L170 186H169ZM202 184H201V188H202V186H203ZM209 184H208V185H209ZM243 184H244V183H243ZM246 184H248V182H247ZM249 184H250V183H249ZM249 184H248V185H249ZM80 185H81V184H80ZM88 185H89V186H88ZM91 185H92L93 187H92ZM140 185H142V184H139L138 187H142V186H140ZM149 185H145V186L148 187ZM159 185L156 186L157 189L159 188ZM198 185H199V184H198ZM198 185H196L195 187L197 188ZM87 186H88V187H87ZM96 186H97V187H96ZM100 186H103V187H100ZM117 186H118V185H116V184H115V186H114L116 190H117ZM120 186H119V187H120ZM124 186H125V185H124ZM129 186H132V184H130ZM129 186H127V187L125 186L126 188L123 187L122 189H125V191H122V190H121V192H126V190L129 189ZM89 187H90L91 190L88 189ZM91 187H92V188H91ZM132 187L134 188V186H132ZM132 187H130V188H132ZM136 187H137V186H136ZM136 187L134 188L135 190H137V191H135V192H138V190H140V189H139L138 187H137V189H136ZM152 187H153V185H152ZM168 187H171L172 189L170 190V189H168ZM193 187H194V186H193ZM207 187H209V186L206 185L205 188H203V189H206ZM210 187H212V186H210ZM246 187H248V186H246ZM81 188H84V187L81 186ZM102 188H103V189H102ZM104 188H105V189H104ZM142 188H143V187H142ZM153 188H155V186H154ZM198 188H199L198 190L201 189L200 186H199ZM221 188H222V189H221ZM228 188H229V185H228ZM228 188H227V189H228ZM84 189H85V188H84ZM84 189H83V191H84ZM111 189H113V188H111ZM111 189H110V190H111ZM118 189H119V188H118ZM120 189H121V188H120ZM134 189H132V191H133ZM144 189H145V188H144ZM148 189H151V187H150V188L148 187ZM148 189H147V191H148ZM155 189H156V188H155ZM165 189H168V190L165 191ZM192 189H194V188H192ZM192 189H191V191H192ZM203 189H202V192H203ZM214 189H216V188H214ZM214 189H213V187H212V190H213V191H214ZM230 189H231V188H229V190H230ZM102 190H104V191L102 192ZM113 190H114V189H113ZM116 190H115V193L117 192ZM142 190H143V189H141V191H142ZM151 190H153V189H151ZM151 190H149L148 192L150 193ZM194 190H195V189H194ZM196 190H197V189H196ZM198 190H197V191H198ZM206 190H207V189H206ZM206 190H204V192H205ZM212 190H211V188H209V191L212 192ZM119 191H120V190H119ZM128 191L131 192V189H130V190H127V193H128ZM141 191H140V192H141ZM153 191H154V190H153ZM170 191H171V192H170ZM179 191H180V190H179ZM188 191H189V192H188L189 194H188L187 199L189 200V198L191 199L192 195H193L195 192L192 191V192H194V193L191 194L190 189H188ZM209 191H208V192H209ZM224 191H225V190H224ZM224 191L222 190V192H224ZM226 191L228 192V190H226ZM230 191H231V190H230ZM92 192H91V193H92ZM112 192H113V193H112V194H113L112 197H113V199H115V200H113V203L115 204V202H116V198H114V195H116V197H117L118 195H117V193L115 194L114 191H112ZM121 192H120V196H119V197H121ZM142 192H143V191H142ZM148 192H147V194H148ZM154 192H155V191H154ZM198 192H199V191H198ZM202 192H201V190H200V193H201L200 195H201V196H205V197L208 196V195H206V194H204V193H203V194H204V195H203ZM206 192H207V191H206ZM206 192H205V193H206ZM249 192H250V190H249ZM91 193H90V194H91ZM96 193H94V194L96 195ZM105 193L103 194L104 196L102 195V196H103V199L99 197V198H98V201H97V202H99V201L102 199V200L104 201L102 206H106V205L108 206V203H109V202H108L106 205H104L105 202H107L106 199L104 200L105 195H106L105 198H107V197H109L110 195H112V194H110V195L108 196V194H107V193L105 194ZM109 193H111V191H109ZM127 193L124 194V195H127V198H126V203H123V204H124L123 207L125 206V204H128V205H129V203H130L129 201H132V200H129L130 197H128V196H131L134 192H133V193L131 192V195H129L130 193H128V194H127ZM143 193H146V190H145ZM155 193H156V192H155ZM179 193H181V194H179ZM213 193H214V192H212V195L216 194V193H217V190H216V193H214V194H213ZM224 193H225V192H224ZM230 193H232V192H230ZM230 193H229V194H230ZM151 194L154 195L153 192H151ZM156 194H157V193H156ZM165 194H164L163 196H159V197H161V198L163 197V198H164ZM172 194H173V196L176 194V196L173 197ZM190 194H191V196H190ZM229 194H228V193H227V194H224V195L226 196V198H227V199H226L225 196H224V198L226 199L227 202L229 201V199H232V197L229 198V196H232V194H231V195H229ZM134 195H135V194H133V196H134ZM152 195H150V196L152 197ZM157 195H158V194H157ZM157 195H156V196H157ZM182 195H183V196H182ZM194 195H195V196H194ZM194 195H193V199H194V201L191 200V201H192V203H191L192 205H194L193 202H194V203L196 202L195 200H197V195H198V193H197V194L195 193ZM209 195H211L210 192H209ZM227 195H229V196L227 197ZM122 196H123V194H122ZM170 196H172V199H173V200L171 199ZM201 196H200V197H201ZM119 197H118V198H119ZM124 197H125V196H123V199H124ZM145 197H146V195H145ZM147 197H148V196H147ZM151 197H149V199H150ZM154 197H155V195H154ZM154 197H152V199H151L152 201L150 200L151 202H154V201H153V200H155V199H153ZM175 197H177V198H175ZM182 197H183V198H182ZM194 197H196V198H194ZM198 197H199V195H198ZM209 197H210V196H208L207 198H209ZM118 198H117V199H118ZM128 198H129V199H128ZM132 198L134 199V197H131V199H132ZM155 198H158V197H155ZM168 198H170L171 200H169ZM222 198H223V196H222ZM228 198H229V199H228ZM99 199H100V200H99ZM107 199H111V201H112V198H110V197L107 198ZM127 199H128V202H127ZM146 199H147V198H146ZM199 199H200V198H198V200H199ZM203 199H206V198H202V200H203ZM225 199L222 200V202H221V203H222L221 206H222V205H224V206L226 205V204H223V201H224V203L226 202ZM102 200H101V201H102ZM124 200H125V199H124ZM101 201H100V202H101ZM108 201H110V200H108ZM114 201H115V202H114ZM147 201L149 202L148 199H147ZM155 201H157V199H156ZM161 201H162V199H161ZM180 201H178V203H177L178 205L176 204V205H177L176 207H180V208H181L180 211H182L183 208H182V206L179 205L180 203H182V202H180ZM183 201H184V200H183ZM185 201H186V200H185ZM189 201H190V200H189ZM189 201H188V202H189ZM200 201H201V200H200ZM151 202H150V203H151ZM158 202H159V198H158ZM175 202H177V201H174V203H175ZM179 202H180V203H179ZM186 202H187V201H186ZM186 202H185V203H186ZM239 202H241V201H239ZM101 203H102V202H101ZM131 203H133V202H131ZM131 203H130V204H131ZM159 203H160V202H159ZM164 203L161 205L162 207L165 205ZM172 203H171V204H172ZM174 203H173V206H174V207L171 205V206L173 207V209L175 208V204H174ZM185 203L183 202V205H184ZM189 203H190V202H189ZM197 203H200V202L198 201ZM229 203H231V200H230ZM97 204H98V203H97ZM114 204L111 203V205L109 204V206H112V205H114ZM156 204H157V205H156ZM156 204H155V205L159 208L157 202H156ZM191 204L189 205L188 203H186V204L184 205V209H183V210L185 211V209H186V207H187L188 205L191 207V206H192ZM233 204H234V203H233ZM128 205H127V206H128ZM131 205H133V204H131ZM150 205H151V204H150ZM152 205H153V203H152ZM168 205H169V204H168ZM168 205H167V206H168ZM181 205H182V204H181ZM186 205H187V206H186ZM229 205H231V206H229ZM229 205H228L229 207H232V203L229 204ZM95 206H99V207L101 208V204H98V205H95ZM156 206H155V208H156ZM167 206H166V207H167ZM169 206H170V205H169ZM185 206H186V207H185ZM189 206H188V207H189ZM228 206H225V208L228 207ZM99 207H97V208H99ZM123 207H122L121 210H123V209H125V208H127V210H128V207H126V206H125L124 208H123ZM188 207H187V208H188ZM219 207H220V206H219ZM131 208H132V207H131ZM153 208H154V207H153ZM155 208H154V209H155ZM160 208H161V207H160ZM160 208H159V210H160ZM163 208H165V207H163ZM180 208H178V212L175 211L176 213L174 212V214H172V215H173V216L175 215V217L181 215L182 212H180L181 214L179 213V209H180ZM167 209H170V208H167ZM175 209L177 210V208H175ZM161 210H162V209H161ZM164 210H165V209H163V211H164ZM221 210H222V209H221ZM223 210H224L225 214H226V212H228V209H227V208H226L227 211H226L225 209H223ZM223 210H222V211H223ZM118 211H119V210H118ZM170 211H172V210H168V212H170ZM173 211H174V210H173ZM184 211H183V212H184ZM222 211H221V213H220V208H219L218 213L221 214V215H223V212H222ZM120 212H121V211H120ZM120 212H118V213H120ZM123 212H124V211H123ZM123 212H121V213H123ZM168 212L165 211L164 213H168ZM124 213H126V211H125ZM124 213H123V214H124ZM158 213H160V212L158 211ZM164 213H160V215H162V214H164ZM171 213H172V212H171ZM218 213H216V216H215V217L220 216ZM247 213H248V212H247ZM123 214H121V215H123ZM126 214H128V211H127ZM176 214H178V215H176ZM245 214H246V212H245ZM245 214H243V215H245ZM128 215H129V214H128ZM160 215H159V216H160ZM172 215H171V216H172ZM247 215L249 216V214H246L245 216H247ZM163 216H164V215H163ZM168 216H169V214H168ZM168 216L166 215V217H168ZM223 216H224V215H223ZM228 216H230V215H227L226 217H228ZM126 217H127V216H126ZM129 217H130V216H129ZM175 217H174V218H175ZM181 217L183 218V214H182ZM181 217H180V216L178 217V218L180 219L179 221H182V220H183V219L181 220ZM184 217H185V214H184ZM215 217H214V220L216 221V219H217L218 217H217V218H215ZM220 217H221V218H220ZM220 217H219L220 219H217L218 221H219V220L222 221V216H220ZM226 217H224V218L226 219ZM230 217H231V216H230ZM130 218H132V217H130ZM130 218H128V219H130ZM156 218H158V217H156ZM170 218H171V219H170ZM178 218H176V219H178ZM224 218H223V219H224ZM168 219L171 220V221L173 220L172 217H168ZM225 219H224V220H225ZM174 220H175V219H174ZM202 220H203V219H202ZM227 220H228V218H227ZM227 220H226V221H227ZM171 221H170V222H171ZM176 221H177V220H176ZM179 221H177V222L179 223ZM194 221H196V223L198 222V225L200 224L199 222H201V220H200V219L198 220L197 218H196V220H194ZM205 221H207V220H205ZM218 221H216V223H217ZM229 221H230V223H229V225H227ZM232 221H233L232 218H229V220L226 222L227 224L224 223V222L222 221V223H224V224H226V225L228 226V227H227V226L224 225V224L221 226V227H222V230H223L224 226H225V230H229L228 232L224 230L225 232L228 233V235L226 236V233L224 232V233H225V237H227L228 239H229L230 237H231V238L233 237V235H232V234L230 235V233H229V232H231V230H232L231 227L234 226V224H233L232 226H230ZM154 222H155V221H154ZM172 222L175 223V221H172ZM177 222H176V223H177ZM182 222H183V221H182ZM202 222H203V224H200V225H204L205 222H204V221H202ZM202 222H201V223H202ZM211 222H212V224H210V220H208V222H207L208 224L205 223L204 226H206V224H207V225H214V226L216 227V223H214L213 221H211ZM174 223H173V224H174ZM213 223H214V224H213ZM220 223H221V222H220ZM180 224H181V223L176 224V226L178 225V226L181 228V225H180ZM218 224H219V222H218ZM89 225H90V224H89ZM107 225H108V224H107ZM220 225H221V224H219L218 226H220ZM170 226H171V225H170ZM176 226H175V227H176ZM178 226H177L178 229H176V228H174L173 226H171V227H172L171 230L176 229L175 232H176L177 230L179 231L180 229H179ZM214 226H211V227L209 226V228L211 229V228L214 227ZM218 226H217L216 228H219ZM229 227H230L231 230H230V229H226V228H229ZM173 228H174V229H173ZM206 228H208V226H206ZM213 229H214V228H213ZM219 229H220V228H219ZM211 230H212V229H211ZM178 231H177V232H178ZM175 232H174V233H175ZM161 233H162V232H161ZM222 233H223V232H222ZM231 233H232V232H231ZM162 234H164V233H162ZM54 236H56V235H54ZM54 236H53V238H51L52 240H53L54 238H56V237H54ZM162 236H163V235H162ZM231 238L229 239V241L232 242V239H231ZM150 239L153 240L152 238H150ZM258 239L262 240L261 237L258 238ZM56 241H57V240H56ZM227 241H228V240H227ZM229 241H228V242H229ZM51 242H52V243H51V246H52V245L55 243V239H54V242H53V241H51ZM58 242H59V241H58ZM56 243H57V242H56ZM60 243H61V242H59V244H60ZM57 244H58V243H57ZM59 244H58L57 246H56L55 244L53 245V246H54V250H57V251H58V248L60 249V246L62 247V243H61L60 245H59ZM190 244H191V243H190ZM53 246H52V247H53ZM213 246H214V244H213ZM191 247H192V246H191ZM214 247H215V246H214ZM55 248H57V249H55ZM215 250H216V249H214V250H212V251H214V252L216 253ZM57 251H56V252H57ZM214 252H213V255H215ZM246 252H247V250H246ZM35 254H36L37 256L39 255V253H35ZM35 254H34V256H36ZM216 254L218 255V253H216ZM57 255H58V253H57ZM37 256H36V257H37ZM39 256H40V255H39ZM126 256H129V255H126ZM215 256H216V255H215Z\"/></svg>",
    "mask_w": 264,
    "mask_h": 264
}]
</instances>
